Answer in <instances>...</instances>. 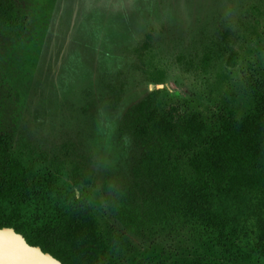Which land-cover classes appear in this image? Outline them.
I'll use <instances>...</instances> for the list:
<instances>
[{
    "label": "rangeland",
    "instance_id": "1",
    "mask_svg": "<svg viewBox=\"0 0 264 264\" xmlns=\"http://www.w3.org/2000/svg\"><path fill=\"white\" fill-rule=\"evenodd\" d=\"M15 4L25 28L19 36L0 34L4 120L49 160L92 176L76 199L91 207L104 238L126 233L108 197L121 192L134 207L147 196L133 174L141 149L121 130L133 105L158 90L160 109L243 108L251 103L250 85H264V0ZM141 228L142 236L128 234L117 264H264L223 254L189 226L156 224L145 214Z\"/></svg>",
    "mask_w": 264,
    "mask_h": 264
},
{
    "label": "trees",
    "instance_id": "2",
    "mask_svg": "<svg viewBox=\"0 0 264 264\" xmlns=\"http://www.w3.org/2000/svg\"><path fill=\"white\" fill-rule=\"evenodd\" d=\"M24 28L15 0H0V34L19 36ZM227 62L234 65V54ZM250 86L243 108L160 109L152 90L125 113L121 130L141 149L133 174L148 189L134 207L121 192L106 199L126 231L110 239L97 231L91 207L76 199L92 176L19 138L0 102V227L14 228L63 264H117L128 234L142 236L146 214L156 224L191 227L240 262L264 260V85Z\"/></svg>",
    "mask_w": 264,
    "mask_h": 264
},
{
    "label": "water",
    "instance_id": "3",
    "mask_svg": "<svg viewBox=\"0 0 264 264\" xmlns=\"http://www.w3.org/2000/svg\"><path fill=\"white\" fill-rule=\"evenodd\" d=\"M0 264H63L59 259L29 244L12 227H0Z\"/></svg>",
    "mask_w": 264,
    "mask_h": 264
}]
</instances>
